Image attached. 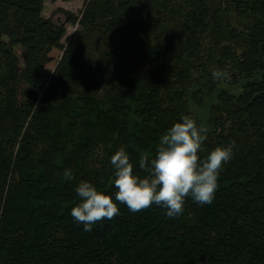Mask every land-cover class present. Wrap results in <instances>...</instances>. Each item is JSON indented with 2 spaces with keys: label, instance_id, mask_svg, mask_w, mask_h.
<instances>
[{
  "label": "trees",
  "instance_id": "obj_1",
  "mask_svg": "<svg viewBox=\"0 0 264 264\" xmlns=\"http://www.w3.org/2000/svg\"><path fill=\"white\" fill-rule=\"evenodd\" d=\"M44 1L0 0V264H264V0H86L67 44ZM223 80L246 82L211 106L201 158L235 142L211 203L117 202L85 231L79 181L114 193L121 146L143 175L182 115L201 126L191 90L202 105Z\"/></svg>",
  "mask_w": 264,
  "mask_h": 264
},
{
  "label": "clouds",
  "instance_id": "obj_2",
  "mask_svg": "<svg viewBox=\"0 0 264 264\" xmlns=\"http://www.w3.org/2000/svg\"><path fill=\"white\" fill-rule=\"evenodd\" d=\"M224 75L219 69L212 72L213 78ZM205 138L202 126L197 125L194 117L182 115L162 135L151 158L139 154L138 168L143 170V175L121 146L110 156L114 193L87 179L80 180L75 187L80 200L71 208L72 217L88 231L95 222L118 214L117 202L126 204L133 212L154 203L165 208L169 217L182 214L188 196L200 204L211 203L220 170L231 159L235 142L218 144L201 158Z\"/></svg>",
  "mask_w": 264,
  "mask_h": 264
},
{
  "label": "rangeland",
  "instance_id": "obj_3",
  "mask_svg": "<svg viewBox=\"0 0 264 264\" xmlns=\"http://www.w3.org/2000/svg\"><path fill=\"white\" fill-rule=\"evenodd\" d=\"M86 0H45L44 1V8L43 14L45 17L51 18L55 23H65L67 27L66 35L63 38V43L67 44L68 40L70 39L71 35L77 29V25L72 24L71 22L66 21V15L64 14V10H69L74 14H80L84 8ZM53 60L48 64V67L54 69L60 56L62 55V49L54 48L52 50ZM263 70H261L254 79H259ZM246 80H242L237 84H229L225 80L221 81V84L218 86V89L215 90L213 93H205L203 95V104L199 105L193 99L191 93L195 90L193 88L191 90L189 96V108L194 111L201 122V126L203 128V134L206 133V127L208 124V120L211 113V106L217 103V96L220 91L226 90L229 93H233L238 95L243 90V85L245 84Z\"/></svg>",
  "mask_w": 264,
  "mask_h": 264
}]
</instances>
